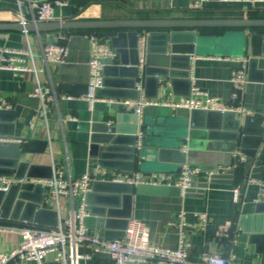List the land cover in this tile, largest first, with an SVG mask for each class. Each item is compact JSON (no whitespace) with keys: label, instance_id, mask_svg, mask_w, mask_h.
Listing matches in <instances>:
<instances>
[{"label":"crops","instance_id":"1","mask_svg":"<svg viewBox=\"0 0 264 264\" xmlns=\"http://www.w3.org/2000/svg\"><path fill=\"white\" fill-rule=\"evenodd\" d=\"M38 1L43 0H19L26 22L33 23L30 5ZM196 1L198 0H131L115 3L110 0H69L66 6L55 8V22L249 19V11H264V3L245 0H206L207 3L202 8H194L193 3ZM16 3V0H0V23L20 22L19 7ZM223 11L235 13H228L226 18H223ZM120 32L124 34L119 36ZM129 33L112 30L101 36L110 46L112 39H115L114 47H111L116 58L106 70L110 84L106 90L95 96L98 101L90 109L82 99L86 95L88 83L89 42L86 33L70 30L40 34L0 32V49L22 51L28 46L31 48L41 87L48 91L49 97L46 126L38 117L39 100L33 96L36 88L34 74L0 71V98L8 105V109H2L0 114V136L22 141L17 144L22 152L21 161L29 166L23 178L46 179L42 177L54 166L65 179L76 180L85 174H91L92 182L103 181L100 175L92 174L99 165L97 158L89 154L91 137L101 135L104 124L107 127H118L119 132L125 133L135 118L131 110L120 104L125 101L121 97L130 91L124 85L128 81L126 76L129 71L121 73L112 68L122 67L121 60L130 65L134 60L131 45L136 43L138 53L139 36L145 33L147 36L146 30L137 31L136 39ZM50 37L57 41L56 45L65 46L68 50L64 62L60 65L47 63L43 58L42 49L49 45L46 39ZM196 37H201L203 41L200 42L201 52L191 58L190 95L192 89H198L227 107L244 109L242 113H233L239 121H244L246 117L252 118L248 132L246 135L239 134L237 140L228 139L227 136L231 133L229 130L215 132L217 136L210 137L206 130L183 127V119L187 118L189 113L187 111L171 110L170 118L166 121L156 115L155 107L145 108L142 116L137 117L138 124H141L145 117L151 124L157 121L163 137L168 138L179 132L185 136L187 144L181 150L185 154V163L180 168L187 164L204 171L217 168L224 171L210 179L195 177L190 189L184 194L172 188L157 193H133L129 203L131 219L143 223L146 243L160 248L176 249L179 239L177 225L179 215H182L185 223L182 230L187 237V254L191 260L198 259L203 253H218L231 257L237 263L261 264L262 256L257 253V244L251 237L257 227L256 216L260 214L257 204L254 203L257 191L254 182H264V81L260 80L259 75L260 71H264V62L259 58L263 55L262 37L252 35L249 30H226L222 33L199 30ZM252 58H256L258 62L255 68H252L249 80L248 61ZM244 61L247 83L242 91L236 92L231 73ZM24 64L31 65L29 60ZM114 75H124V78H116ZM136 85L139 95L136 100L131 101L140 98H188L175 95L168 79H159L157 86L153 83L145 86L140 82ZM184 89L185 86L179 85L176 91L183 92ZM234 93L238 95L233 101L231 97ZM154 95L156 97L152 98ZM261 130L263 136L260 137ZM116 132L114 135H118ZM170 139L176 140L172 137ZM30 141H47V146L42 153H27ZM239 154L243 160H239ZM174 156L167 153L160 161L146 154L144 158L139 157L143 163L139 160L135 162L133 172L177 177L181 170L177 168ZM118 160L119 158L112 162ZM159 165L162 172H156L158 169L155 166ZM99 168L106 173H124ZM28 174L31 176L28 177ZM34 187L21 186V190L33 192ZM234 189L238 190L236 202L233 201ZM43 195L42 207L56 211L53 201L47 197L45 191ZM100 195L101 191L93 194L96 197ZM38 196V193H34L29 199L36 200ZM71 206L76 209L78 199H60V218H68ZM84 223L89 233L102 236V231L95 228V218L88 215ZM28 226L36 225L0 218V253L15 249L21 241L22 229ZM55 255L54 252L49 253L42 264H61L55 261ZM67 264H113V261L105 253L95 252L88 245H80L76 249H68Z\"/></svg>","mask_w":264,"mask_h":264},{"label":"water","instance_id":"2","mask_svg":"<svg viewBox=\"0 0 264 264\" xmlns=\"http://www.w3.org/2000/svg\"><path fill=\"white\" fill-rule=\"evenodd\" d=\"M243 28L251 31L252 35L262 37L261 52L264 54V19H209V20H130V21H63L50 23H30V22H11L0 23V32H20V33H51L62 30H118L129 31L130 36L135 37L137 31L146 30L145 40V59L143 64H139L136 43L132 46L134 60L130 65L121 60L122 67H112L115 71L128 72L126 78L128 81L124 84L130 89L126 96L121 97L124 100H136L139 91L136 90L138 82L146 84H158L159 79H168L175 95L189 97L191 91V82L189 79V70L191 58L198 52H201V37H196V32L200 28ZM124 33L120 32L119 36ZM115 39H112L111 46L114 47ZM46 43L56 45L54 38H47ZM257 59L252 58L248 61V78L251 80L252 68H255ZM109 62L103 69L101 88L98 93L107 89L110 81L106 70L111 67ZM260 80L264 81V71L259 72ZM116 78H124V75H114ZM179 85L185 86L183 92H177ZM157 88V87H156ZM68 91V89H65ZM86 93V91H85ZM156 95L152 96L155 98ZM116 98V97H115ZM118 98V97H117ZM156 115L169 120L171 109L167 107H155ZM3 110H0V114ZM251 117H246L244 121L235 119L233 112L218 111H191L187 118L183 119V127L186 129L206 130L210 137L217 136L215 132L229 130L231 133L228 139L237 140L239 134L246 135L249 128ZM172 120V119H171ZM135 116L131 127L125 132H119L118 127H107L102 125L99 136L91 137L89 145V154L97 158L98 165L101 168L119 170L124 172H133L135 162L143 163L139 157L144 158L148 154L151 158L160 161L164 155L169 153L175 155L177 168L185 163V154L182 153V147L187 143L185 136L179 132L170 137H163L158 129V123L151 124L144 117L141 124ZM95 131V130H94ZM117 131V132H116ZM116 132L118 135H114ZM185 133V132H184ZM140 134L141 149L137 151V135ZM260 137L263 136L261 130ZM225 137V135H223ZM243 141V139H242ZM47 146V141H30L27 153H42ZM120 152V154H117ZM22 152L17 143H0V177H13L20 180L24 177V172L28 171V163L21 161ZM119 158L117 162L112 160ZM122 159L123 161H121ZM31 168V167H30ZM162 172L161 166H155ZM181 170V168H180ZM180 173V171H179ZM31 176L30 174L27 175ZM51 177V168L48 174L42 178ZM165 186H136L127 184H116L105 181H93L89 192L85 195L86 210L90 217L95 218V228L102 231V237L106 240H119L124 235L129 219H131V207L129 203L132 200L133 193H157L169 190ZM43 188L36 185L33 192L21 190V185L16 183L12 185L7 193L0 192V218L10 219L12 221L26 222L44 228H54L57 225L58 215L56 211L44 209ZM102 192L100 196H93L95 192ZM188 192V191H187ZM186 192V193H187ZM38 193L36 200L29 199L31 195ZM96 200L94 203L93 200ZM260 209V211H259ZM258 214L257 227L251 239L257 244V253L262 256L261 264H264V203L257 204Z\"/></svg>","mask_w":264,"mask_h":264},{"label":"built area","instance_id":"3","mask_svg":"<svg viewBox=\"0 0 264 264\" xmlns=\"http://www.w3.org/2000/svg\"><path fill=\"white\" fill-rule=\"evenodd\" d=\"M115 3H124L131 0H110ZM148 1V0H137ZM234 2L237 0H223ZM19 7V19L25 23L21 13L19 0H16ZM69 0H43L34 2L30 5L33 23H50L57 21L55 16L56 7H64ZM251 3H264V0H245ZM206 0H198L193 3L194 8H202ZM89 42V60H88V83L86 95L82 98L92 109L93 104L98 101L95 97L97 89L101 88L103 69L116 58L115 51L101 36L91 33L86 35ZM145 40L146 33L139 36L138 39V60L143 64L145 59ZM45 62L60 65L64 62L68 50L62 45H46L42 49ZM260 60L264 62V54ZM29 60L31 65L26 66L24 63ZM13 72H32L35 76L36 88L33 96L39 100L38 117L43 120L47 126L49 102L48 91L43 90L38 78V71L34 66V55L28 46L26 50H8L0 49V71ZM236 92L242 91L247 83L246 61L231 73ZM162 87V94L164 95ZM238 93L232 95V100H236ZM166 96V95H165ZM164 96V97H165ZM123 107L131 110L136 117L143 114L145 108L167 107L171 110L191 111H218V112H244V109H236L223 105L218 99L210 97L207 93L198 89H192L188 98H179L178 100L161 99L148 100L140 98L137 101L125 100L120 103ZM8 109L7 103L0 98V110ZM33 125V122L31 123ZM140 135L136 143L137 151L140 150ZM1 144L17 143L21 144L19 139L1 137ZM239 160L244 158L239 154ZM224 169L217 168L210 171H204L199 167L183 165L180 174L177 177L165 174H143L136 172H109L101 171L96 167L93 175H100L101 180L116 183L127 184L132 187L136 186H165L176 189L181 194L186 193L195 177H205L210 179ZM93 176L85 174L76 180L65 179L62 174L54 167H51V177L49 179H30L22 178L15 180L13 177H0V192L7 193L10 187L16 183L25 187H34L40 185L47 197L54 205L58 215L57 225L54 228L39 229L36 226H28L22 229V238L19 245L7 253H0V264H42L44 258L54 252L55 261L61 264H67L68 249H76L80 245H88L95 252L107 254L113 264H241L235 262L231 257H224L218 253H203L198 259L191 260L188 257L187 250L189 247L187 237L182 230L185 226L183 216L179 215V239L176 249H165L148 244L144 241L145 227L142 222L129 219L124 235L119 240H106L98 233H89L85 227L84 221L88 217L86 210L85 195L90 190ZM256 196L254 203H264V182L255 181ZM67 197L70 200L78 199V207L75 209L71 206V211L66 219L60 218L59 208L60 199ZM238 200V190H233V201ZM205 221V219H203Z\"/></svg>","mask_w":264,"mask_h":264},{"label":"trees","instance_id":"4","mask_svg":"<svg viewBox=\"0 0 264 264\" xmlns=\"http://www.w3.org/2000/svg\"><path fill=\"white\" fill-rule=\"evenodd\" d=\"M228 13H232L233 14L235 12L223 11L221 15L223 16V18H226L225 16H227ZM247 15H248L249 19H260V18H264V11H261V12H259V11H249ZM199 30L202 31V32L209 31V32L222 33V32H225L226 30H246V29H243V28L214 27V28H200ZM70 31H76V32H81V33H86V34L94 33V34H97L99 36H103V33L109 32V31H112V30L111 29H105V30H70Z\"/></svg>","mask_w":264,"mask_h":264}]
</instances>
